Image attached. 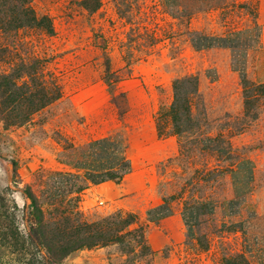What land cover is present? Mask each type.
Wrapping results in <instances>:
<instances>
[{
	"label": "rangeland",
	"instance_id": "374dc122",
	"mask_svg": "<svg viewBox=\"0 0 264 264\" xmlns=\"http://www.w3.org/2000/svg\"><path fill=\"white\" fill-rule=\"evenodd\" d=\"M24 3L42 27L12 28L11 9ZM232 32L251 44L244 60L246 47L236 49L242 77L230 49L191 42ZM263 64L264 0H5L0 76L21 98L15 106L0 94V264H50L36 207L48 211L53 194L51 210L75 208L72 183L53 174L75 173L68 163L109 136L127 146L133 171L82 192L78 210L88 221L122 212L147 247L138 230L63 264H264V217L253 206L263 201L253 190L255 174L264 180ZM193 77L190 113L173 120L174 84ZM186 83L183 92L195 87ZM26 99L42 101L30 109ZM159 201L173 215L149 222ZM168 229L182 241L165 245Z\"/></svg>",
	"mask_w": 264,
	"mask_h": 264
},
{
	"label": "trees",
	"instance_id": "16d2710c",
	"mask_svg": "<svg viewBox=\"0 0 264 264\" xmlns=\"http://www.w3.org/2000/svg\"><path fill=\"white\" fill-rule=\"evenodd\" d=\"M5 0H0L2 5ZM11 26L13 29L21 27H37L43 26L41 20H39L33 10L25 8V3L21 6L17 4L11 9ZM256 34L253 36L254 41L260 40L261 29L255 28ZM52 29L49 28V32ZM241 32H232L226 36H207L199 35L192 37L191 42L194 48L198 50L209 48H224L230 49L233 52L232 66L234 70L241 73V77L244 74L243 64L241 68H237L235 63L236 49L239 47H246L242 50V60L246 57L247 48L251 47L248 41L239 38ZM243 33L251 36L253 30H245ZM235 36H238L237 38ZM251 37V41L253 39ZM250 38V37H249ZM253 42V41H252ZM9 76H0V94L5 103H15L17 105L21 96L15 91L12 92L11 88L17 86L13 80L8 78ZM193 81L195 87H191L186 91H182V88L188 83ZM109 82V79H107ZM14 83V84H13ZM175 88V100L171 109V117L176 120L182 115L190 113L188 94H192L197 91L198 79L193 77L191 79L177 80L174 84ZM42 100L38 102L27 100L26 104L30 109H34L39 105ZM86 156V161H77L76 163H68L76 172H55L53 175L61 176L72 183V187L67 189L69 194H75L77 206L75 208L65 207L63 210L54 207L57 204V199L53 198L51 194L50 199L45 201V204L49 206V210L45 211L41 204H38L36 211L40 214V220L38 219V228L41 230L40 235L36 234L37 238L42 239L43 246L47 252L48 263L50 264H63V260L72 253L82 249H93L97 247H104L110 244H117L122 240L124 235L132 236L138 230L140 235L136 242L142 247L146 248L147 244L144 237V229L131 228L134 220L126 219L122 212H118L114 215L102 218L96 221H88L85 219L83 213L78 210L80 202V194L84 192L91 185H99L105 182L121 183L123 179L132 173L133 166L131 160L126 156L127 146L124 144L119 136L104 137L97 140H93L88 144V147L83 150ZM32 199V198H31ZM36 200V199H35ZM33 201V199H32ZM36 205V202H35ZM63 206V202L59 204ZM61 206H59L61 208ZM230 206L236 208L240 206L239 200L230 201ZM236 211V212H237ZM173 215L172 207L165 201L160 205L150 208L147 211V218L149 222L158 223L160 220L165 219ZM183 222L187 229V236L193 237V225L188 220L186 214H182ZM36 231V232H38ZM143 243V244H141Z\"/></svg>",
	"mask_w": 264,
	"mask_h": 264
},
{
	"label": "crops",
	"instance_id": "0c3cea01",
	"mask_svg": "<svg viewBox=\"0 0 264 264\" xmlns=\"http://www.w3.org/2000/svg\"><path fill=\"white\" fill-rule=\"evenodd\" d=\"M244 31V30H243ZM263 67H264V64H263ZM264 71V68H263V70L261 71V72H263ZM67 166H69V165H67ZM71 167V166H70ZM72 168V167H71ZM73 169V168H72ZM261 179V178H260ZM254 181H255V188L253 189L254 190V192L256 193V195H259V194H261V195H263V201H260L259 202V205H258V207H260V210H258L257 209V205H253L254 206V208H255V210H256V214H257V216H258V214H259V216H263L264 217V180H263V182H261V183H259V178L256 176V174H255V176H254ZM106 183V182H105ZM105 183H102V184H99V185H91L89 188H87L86 189V191H89V192H92V191H94V190H96L98 187H100L101 185H103V184H105ZM260 184H261V187L259 188V186H260ZM88 192V193H89ZM86 196V195H85ZM252 197H255V196H252ZM256 199V198H255ZM249 201H250V199H249ZM162 203V201H159L157 204H155V206H158V205H160ZM255 204H257V201H255ZM243 205V204H242ZM153 207V206H152ZM259 211H260V213H259ZM167 231H169V234L168 235H164V239H165V245H169V244H172V243H176V241H178V240H180V241H182V235H180V236H178V237H174L172 234L174 233L173 232V229H168ZM174 238V240H172ZM153 249H157V248H154L153 247Z\"/></svg>",
	"mask_w": 264,
	"mask_h": 264
}]
</instances>
